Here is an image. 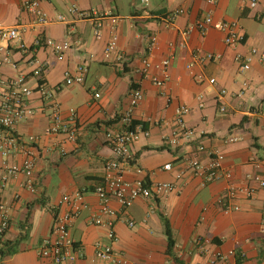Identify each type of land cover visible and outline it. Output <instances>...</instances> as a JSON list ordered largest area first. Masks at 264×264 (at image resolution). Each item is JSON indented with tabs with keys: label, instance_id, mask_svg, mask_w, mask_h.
<instances>
[{
	"label": "crops",
	"instance_id": "0c3cea01",
	"mask_svg": "<svg viewBox=\"0 0 264 264\" xmlns=\"http://www.w3.org/2000/svg\"><path fill=\"white\" fill-rule=\"evenodd\" d=\"M71 5L80 12L118 18L117 47L108 59L103 54L111 36L109 19L104 20L97 39L91 20L69 13ZM40 8L49 24L35 25L33 17L22 9L21 0H0V26H22L28 46L45 38L71 42L61 59L50 48L41 47L33 55L13 51L12 59L18 70L26 72L24 63L32 56L44 64L45 83L50 88L59 87L53 99L63 120L75 115L76 133L72 139L68 134H45L49 111L39 95L32 94L30 105L36 113L16 126L22 138H38L33 148L32 187L22 173L7 176L2 185L5 167H19L23 156L19 150L0 156V200L9 223L0 236V264H117L95 257L96 244L109 242L107 228L90 222L101 208L93 190L102 182L104 163L111 157L105 133L121 127L116 118L127 108L131 83L139 80L135 70L147 56L150 36L156 37L157 47L148 54L149 77L139 81L144 98L133 114V125H142L149 134L131 145L142 174L131 169L125 179H141L147 184L167 182L174 189L166 195L138 198L128 208L110 199L108 205L115 212L113 248L127 259L126 264H206L207 253L194 243L195 237L202 236L210 238V248L241 254L244 264H264V188L256 189L251 197L235 196L230 203L238 209L225 210L217 201L224 194L223 181L204 184L190 171L175 177L184 170L185 158L198 156L207 162L208 154L217 151L234 182L243 183L253 174L264 178V0H257L253 8L249 0L216 4L207 0H42ZM179 9L181 13L170 17ZM59 15L65 20H57ZM206 16L214 22H236L242 42L230 47L223 42V32L213 26L204 33L195 28ZM252 49L257 53L249 69L239 72L235 56H247ZM117 55L122 56L121 62ZM207 55L213 57L201 60ZM165 59L169 60L167 78L162 86H156L151 78L162 76L155 65ZM80 64L87 67L83 82L66 84L65 74H74ZM0 70L8 77L17 73L10 66ZM209 78L215 83L208 84ZM35 84L30 81L32 88ZM221 90L226 93L218 101ZM94 94H99L98 98ZM180 104L190 108L184 121L194 133L190 140L171 144L175 109ZM221 105L225 112L219 111ZM229 137L237 140L227 142ZM198 146L204 151L197 152ZM168 163L171 170H163ZM77 192L83 193L87 206L69 227L70 238L79 249L76 259L54 263L40 258L37 248L50 234L54 214L68 210L67 201ZM109 218L102 215L104 221ZM167 229L173 240L169 253Z\"/></svg>",
	"mask_w": 264,
	"mask_h": 264
},
{
	"label": "built area",
	"instance_id": "2783aa9c",
	"mask_svg": "<svg viewBox=\"0 0 264 264\" xmlns=\"http://www.w3.org/2000/svg\"><path fill=\"white\" fill-rule=\"evenodd\" d=\"M42 0H21V7L24 11L33 17V23L38 26L49 24L50 20L41 10L40 4ZM210 4H216L221 0H207ZM146 2V0H141ZM257 0H249V6L255 7ZM69 13H77L79 18H87L91 20L95 38H100L104 26V20L109 19L111 36L104 48V58L108 59L117 47V35L115 33L118 24V18L110 14L99 13L95 11L80 12L75 5L68 8ZM179 9L170 17H175L181 13ZM57 20L64 21L65 17L59 15ZM213 26L217 30L223 32V42L230 47H235L242 42L243 34L238 30L236 22L218 21L214 22L211 16H206L202 20L195 23V28L204 33L208 27ZM24 29L22 26L5 27L0 26V69L3 66H10L17 70L14 76H5L0 70V156L5 157L15 150H19L23 156L22 163L19 167L6 166V176L2 177V185L5 184L7 176L13 177L18 173L24 174L28 178L27 185L32 187L30 176L32 175L34 167L33 148L37 143L36 136H28L22 138L16 131V126L33 118L36 110L30 105L31 96L37 93L39 98L43 101L44 108L49 111V124L45 129V134L58 135L68 134L72 139L76 133L74 128L75 115L70 114L67 120H63L60 113V106L58 102L53 99L55 91L59 89L50 88L45 83L43 78L44 64H41L35 57L28 58L24 67L25 70H18L17 62L12 59L13 51H18L22 54L33 55L37 47L50 48L61 59L64 53L71 47L70 41L55 42L50 38L44 40L36 39V41L28 46L23 41ZM157 47L155 36H150L145 47L147 56L142 59L141 67L136 69V74L139 75V80H133L128 91V104L125 111L119 114L118 122L121 125L118 130H109L105 133V140L111 149V157L104 163V174L102 182L95 186L93 193L96 195L101 203L100 211L91 217L90 222L96 225H101L107 228L106 237L108 244L95 246V257L103 261H113L117 264H126L127 259L121 254L117 253L113 248V243L116 241L114 233L115 212L109 207L110 199H113L121 208H128L138 198H150L155 196L166 195L173 191L174 186L167 182H159L147 184L141 179L128 181L125 179V174L128 170H134L137 174H142V169L138 167L131 154V145L137 141L140 136H148V131L142 125H133V114L135 108L140 104L144 98V93L139 87V81L149 77V68L151 63L148 54ZM257 50L252 49L247 56L237 54L235 61L238 64L239 72L244 73L250 67V63ZM207 55L201 60L212 58ZM261 58H263L261 56ZM117 61H122V56L117 55ZM169 60H162L155 68L161 72L162 78L152 77L151 81L156 86H162L167 78V68ZM87 67L85 64L77 66L75 73L65 74V83L79 84L83 82ZM35 81V86L32 88L30 81ZM201 81L200 76L197 77ZM208 84L215 83L214 78L207 80ZM243 87L247 83L243 82ZM226 93L221 90L217 99L221 101L222 96ZM99 94H94L98 98ZM199 107H202V97H198ZM190 108L185 104H180L175 109L174 124L175 129L172 132L171 144H177L179 139L185 141L193 137L194 131L185 125L184 118L189 113ZM220 112H225V107L220 106ZM237 138L229 137L227 142H235ZM197 152L204 151L202 146L197 147ZM222 154L214 151L208 154V161L202 162L198 156L192 158H185L184 170L176 174L179 179L185 173L190 171L193 175L202 178L204 184L223 181L225 183L224 194L218 198V203L224 206L225 210L238 209V206L232 205L230 201L237 195L244 197H251L258 188H264V178L259 175H247L243 183L234 182L232 180V173L225 169L222 165ZM171 164H165L162 169L165 171L171 170ZM252 183L253 185H250ZM83 193L77 192L73 197L67 201L68 210L65 212H56L53 217L50 234L45 237L37 248V255L40 258L50 259L54 263H63L73 261L76 259L79 249L70 238L69 227L71 220L75 218L82 209L86 208V203L83 199ZM1 221H0V236L7 230L9 223L7 215L5 214L4 205L0 200ZM102 215L110 217L108 220H103ZM131 226L132 222H128ZM264 232V230H263ZM194 243L201 250L207 253L206 264H220L231 260L230 264H244L242 255L233 250L222 252L216 248H210L212 242L210 238L197 236Z\"/></svg>",
	"mask_w": 264,
	"mask_h": 264
},
{
	"label": "trees",
	"instance_id": "16d2710c",
	"mask_svg": "<svg viewBox=\"0 0 264 264\" xmlns=\"http://www.w3.org/2000/svg\"><path fill=\"white\" fill-rule=\"evenodd\" d=\"M116 119H118V118H116ZM165 233H166L167 243H168L167 253H169V252H171V249L173 247V240H172L171 233H170V230L169 229H167Z\"/></svg>",
	"mask_w": 264,
	"mask_h": 264
}]
</instances>
